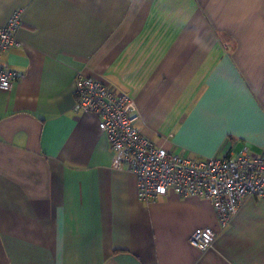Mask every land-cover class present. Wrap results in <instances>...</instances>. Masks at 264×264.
I'll return each mask as SVG.
<instances>
[{
	"label": "crops",
	"instance_id": "1",
	"mask_svg": "<svg viewBox=\"0 0 264 264\" xmlns=\"http://www.w3.org/2000/svg\"><path fill=\"white\" fill-rule=\"evenodd\" d=\"M21 10L2 63L0 264H264V194L228 227L209 199L138 197L95 114L76 111L82 71L134 99L137 126L191 158L264 148V0H0ZM211 226L213 247L190 244Z\"/></svg>",
	"mask_w": 264,
	"mask_h": 264
},
{
	"label": "built area",
	"instance_id": "2",
	"mask_svg": "<svg viewBox=\"0 0 264 264\" xmlns=\"http://www.w3.org/2000/svg\"><path fill=\"white\" fill-rule=\"evenodd\" d=\"M21 10L0 25V89L10 90L21 77L2 63L4 53L19 42ZM75 110L96 115L114 151V167L133 173L138 182V197L153 201L172 192L180 197L209 199L222 227H228L248 195L264 194V148L252 156L249 147L239 153L191 158L156 144L137 126L139 112L127 93L107 85L82 71L75 77ZM217 232L211 226L197 227L190 244L201 251L213 247Z\"/></svg>",
	"mask_w": 264,
	"mask_h": 264
}]
</instances>
